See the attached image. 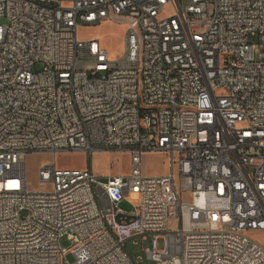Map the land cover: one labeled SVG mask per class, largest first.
I'll return each mask as SVG.
<instances>
[{
	"label": "built area",
	"instance_id": "obj_1",
	"mask_svg": "<svg viewBox=\"0 0 264 264\" xmlns=\"http://www.w3.org/2000/svg\"><path fill=\"white\" fill-rule=\"evenodd\" d=\"M0 19V264H142L126 242L150 237L156 264H264V0H0ZM105 21L127 24L119 58L79 37ZM112 149L130 173L56 164Z\"/></svg>",
	"mask_w": 264,
	"mask_h": 264
},
{
	"label": "rangeland",
	"instance_id": "obj_2",
	"mask_svg": "<svg viewBox=\"0 0 264 264\" xmlns=\"http://www.w3.org/2000/svg\"><path fill=\"white\" fill-rule=\"evenodd\" d=\"M5 19H0V24H5ZM127 29L125 21H105L98 26L81 27L79 37L81 39L99 38L102 45L108 49L112 58H119L123 51V39ZM41 65H39L40 67ZM53 163V158L49 154H30L27 159L28 184L31 189L51 190L52 185L43 183L40 180V170L46 165ZM56 164L59 168L85 169L91 167L96 176L107 179L112 175L128 174L131 171V158L127 152L116 150H97L90 154L87 152L61 153L57 156ZM143 172L147 175H166L172 170L171 156L165 151H146L142 156ZM176 172L178 170L176 169ZM192 199L189 193L184 194V201ZM120 208L130 211L131 203L124 199L120 203ZM254 238L264 244V231L251 233ZM151 237L146 241L139 238L127 240V249L134 257H140L142 264H156L147 252L151 247ZM64 248L70 249L71 242L66 237L61 240ZM68 258L73 261V254L69 253Z\"/></svg>",
	"mask_w": 264,
	"mask_h": 264
}]
</instances>
